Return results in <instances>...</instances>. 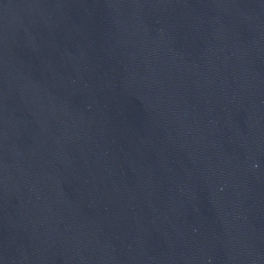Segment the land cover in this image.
<instances>
[{"label": "water", "instance_id": "obj_1", "mask_svg": "<svg viewBox=\"0 0 264 264\" xmlns=\"http://www.w3.org/2000/svg\"><path fill=\"white\" fill-rule=\"evenodd\" d=\"M0 264H264V0H0Z\"/></svg>", "mask_w": 264, "mask_h": 264}]
</instances>
